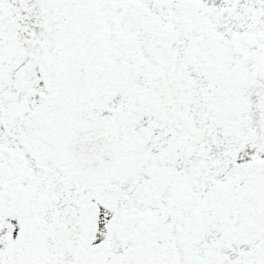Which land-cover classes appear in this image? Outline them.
I'll return each mask as SVG.
<instances>
[{
    "label": "snow or ice",
    "instance_id": "obj_1",
    "mask_svg": "<svg viewBox=\"0 0 264 264\" xmlns=\"http://www.w3.org/2000/svg\"><path fill=\"white\" fill-rule=\"evenodd\" d=\"M0 264H264V0H0Z\"/></svg>",
    "mask_w": 264,
    "mask_h": 264
}]
</instances>
